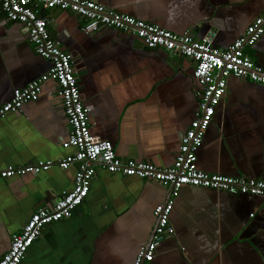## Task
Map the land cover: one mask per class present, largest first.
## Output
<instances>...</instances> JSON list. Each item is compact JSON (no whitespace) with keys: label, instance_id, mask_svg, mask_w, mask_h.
<instances>
[{"label":"crops","instance_id":"0c3cea01","mask_svg":"<svg viewBox=\"0 0 264 264\" xmlns=\"http://www.w3.org/2000/svg\"><path fill=\"white\" fill-rule=\"evenodd\" d=\"M95 1L177 35L208 36L220 49L264 9V0ZM48 15L49 30L73 57L91 133L110 141L121 159L170 167L196 110L194 65L115 30L85 35L68 12ZM244 52L264 68V35ZM49 68L26 29L0 11V107ZM69 134L56 84L48 81L37 101L0 119V169L72 154L61 147ZM196 156L206 173L264 180L263 86L228 79ZM74 174L70 166L0 180V259L37 207L72 190ZM168 196V186L97 168L84 202L71 217L45 226L21 264H132L153 232L154 208ZM263 204L261 197L183 187L170 214L174 235L158 243L150 264H264Z\"/></svg>","mask_w":264,"mask_h":264},{"label":"built area","instance_id":"2783aa9c","mask_svg":"<svg viewBox=\"0 0 264 264\" xmlns=\"http://www.w3.org/2000/svg\"><path fill=\"white\" fill-rule=\"evenodd\" d=\"M52 10L68 12L79 18L80 31L85 35H93L101 29L115 30L137 39L148 50L160 49L194 65L192 79L197 87L194 91L197 106L194 118L180 138L170 167L161 168L150 163L121 159L110 141L91 133L90 108L81 99L73 57L62 50L60 42L48 28L53 23V18L48 15ZM0 11L5 21L26 29L27 41L35 53L50 63L47 72L25 87L13 91L11 99L0 107V119L10 113H18L29 102L37 101L42 86L53 81L70 127L69 137L61 143V147L73 150L72 154L56 161L39 160L23 167L0 169V180L75 166L72 190L51 206L37 207L33 211L20 232L11 236L9 249L0 259V264H21L45 226L71 217L87 198L97 168L109 174L134 177L169 187L166 202L153 210L155 225L151 237L139 248L132 264H150L158 243L174 235L170 214L175 199L185 186L233 196L261 197L264 200L263 179L206 173L197 168L196 156L216 107L226 93L228 79H241L264 87V68L244 52L245 47L254 46L264 35V9L226 49L213 46L208 36L195 40L187 34L177 35L155 24L107 10L95 0H0Z\"/></svg>","mask_w":264,"mask_h":264},{"label":"water","instance_id":"95a60500","mask_svg":"<svg viewBox=\"0 0 264 264\" xmlns=\"http://www.w3.org/2000/svg\"><path fill=\"white\" fill-rule=\"evenodd\" d=\"M194 84H195V82H194ZM197 106V105H196ZM138 162V161H137Z\"/></svg>","mask_w":264,"mask_h":264}]
</instances>
